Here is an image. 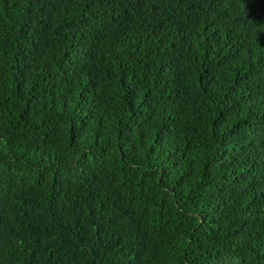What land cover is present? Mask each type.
<instances>
[{
    "label": "trees",
    "instance_id": "16d2710c",
    "mask_svg": "<svg viewBox=\"0 0 264 264\" xmlns=\"http://www.w3.org/2000/svg\"><path fill=\"white\" fill-rule=\"evenodd\" d=\"M0 264H264V0H0Z\"/></svg>",
    "mask_w": 264,
    "mask_h": 264
}]
</instances>
